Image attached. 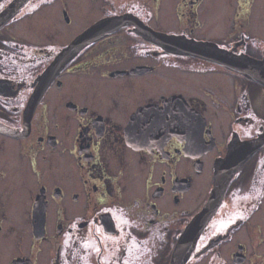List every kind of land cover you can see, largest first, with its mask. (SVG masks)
<instances>
[{"label": "flooded vegetation", "instance_id": "obj_1", "mask_svg": "<svg viewBox=\"0 0 264 264\" xmlns=\"http://www.w3.org/2000/svg\"><path fill=\"white\" fill-rule=\"evenodd\" d=\"M16 1L0 0V264H171L209 194L180 263L264 264V145L224 168L264 135V67L213 60L264 65V0Z\"/></svg>", "mask_w": 264, "mask_h": 264}, {"label": "water", "instance_id": "obj_2", "mask_svg": "<svg viewBox=\"0 0 264 264\" xmlns=\"http://www.w3.org/2000/svg\"><path fill=\"white\" fill-rule=\"evenodd\" d=\"M24 2L16 1L13 4H10L12 10L17 4L20 6ZM10 15L6 12L0 16V25L1 22L3 23L4 20ZM120 24L119 19L116 17L113 18H106L98 23L94 24L93 26L89 27L84 32L77 35L67 46H65L59 53L53 58L51 63L46 67L43 74L40 77V83L43 86H46L47 83L56 76L60 70L66 66L87 44L91 41L95 40L97 37L106 33V31H111L116 28ZM219 58L213 59L229 68L241 71L242 68L247 69V72L250 74L254 73L257 68L264 67V65L257 61L251 60L247 58H232L226 57V54L219 55ZM44 88H40L39 90H43ZM40 91V92H41ZM40 93L38 98L33 97L31 105L32 109L35 105V102L39 99ZM31 103V104H32ZM264 145V135L261 137L253 138L247 140L245 142H241L240 145H236L239 149L237 154L229 156L230 161H228L225 165V170L227 171L226 174L233 172L246 158L249 156L256 148ZM210 219V194L203 205L202 209L196 214V216L192 219L190 224L187 226L185 233L179 239L177 243L178 246L174 249V254L172 257L171 264H181L180 262L185 260L184 256H187L192 247H188L191 244V239L194 241L196 240L197 236L206 226L208 220ZM205 250L202 249V251ZM182 255V257H181Z\"/></svg>", "mask_w": 264, "mask_h": 264}, {"label": "rangeland", "instance_id": "obj_3", "mask_svg": "<svg viewBox=\"0 0 264 264\" xmlns=\"http://www.w3.org/2000/svg\"><path fill=\"white\" fill-rule=\"evenodd\" d=\"M18 33H21V32H18Z\"/></svg>", "mask_w": 264, "mask_h": 264}]
</instances>
